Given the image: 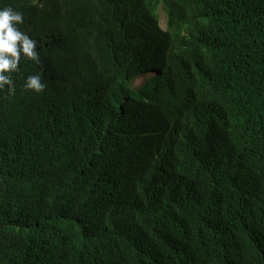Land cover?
<instances>
[{"label": "trees", "instance_id": "1", "mask_svg": "<svg viewBox=\"0 0 264 264\" xmlns=\"http://www.w3.org/2000/svg\"><path fill=\"white\" fill-rule=\"evenodd\" d=\"M4 7L0 264H264V0Z\"/></svg>", "mask_w": 264, "mask_h": 264}, {"label": "clouds", "instance_id": "2", "mask_svg": "<svg viewBox=\"0 0 264 264\" xmlns=\"http://www.w3.org/2000/svg\"><path fill=\"white\" fill-rule=\"evenodd\" d=\"M161 11H163L166 15V29L162 28L164 31H166L168 17L163 7H161L159 11L160 17ZM22 22L23 17L21 13L14 11L10 7H4L0 9V89H3L5 85H8L9 92H12L13 88L10 75H7V73L17 70L21 54L30 59H37V53L34 51L36 42L30 39L26 34L19 31L17 28V25ZM156 76L157 73L148 72L145 77H141L140 79H146L144 83H147ZM140 79L138 78L134 81V86L140 87V89H142L141 86L144 83L138 85V81ZM24 87L40 92L43 90L44 85L40 82L39 75H33L27 77Z\"/></svg>", "mask_w": 264, "mask_h": 264}, {"label": "rangeland", "instance_id": "3", "mask_svg": "<svg viewBox=\"0 0 264 264\" xmlns=\"http://www.w3.org/2000/svg\"><path fill=\"white\" fill-rule=\"evenodd\" d=\"M161 24H162V28L166 29V15L163 11H161ZM146 81V79H140L138 81V85L143 84Z\"/></svg>", "mask_w": 264, "mask_h": 264}]
</instances>
